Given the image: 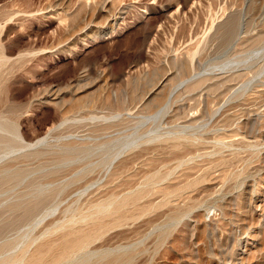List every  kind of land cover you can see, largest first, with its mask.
Masks as SVG:
<instances>
[{"label":"rangeland","instance_id":"1","mask_svg":"<svg viewBox=\"0 0 264 264\" xmlns=\"http://www.w3.org/2000/svg\"><path fill=\"white\" fill-rule=\"evenodd\" d=\"M161 120L210 123L211 156L169 175L195 145L144 143L106 179L124 136ZM75 138L97 146L48 145ZM250 196L263 203L264 0H0V264H241ZM252 233L242 264H264V217Z\"/></svg>","mask_w":264,"mask_h":264},{"label":"bare ground","instance_id":"2","mask_svg":"<svg viewBox=\"0 0 264 264\" xmlns=\"http://www.w3.org/2000/svg\"><path fill=\"white\" fill-rule=\"evenodd\" d=\"M65 1V0H64ZM62 5H64V3H60ZM104 4V3H103ZM105 5V4H104ZM101 7L102 8V11L103 9H106L107 6H104ZM84 6V4H83ZM194 7V6H193ZM113 10V7H108V12L112 11ZM107 11V10H106ZM231 13H224L223 14V17L218 20V19H214V20H218V21H213L212 24L210 25V27L208 28V30H206V32L204 33V35L199 38L197 40V48H196V52L200 51L201 49H204L206 48L207 46H209L210 42L214 39V37L218 34L217 31L222 29V27H226L229 23H230V18H231ZM116 15V14H115ZM114 15V16H115ZM109 16H111L109 14ZM233 16V15H232ZM229 26V25H228ZM92 33H95L94 31ZM191 41V40H190ZM214 44V43H213ZM177 59V58H176ZM208 76V75H207ZM210 76V75H209ZM208 78V77H206ZM206 78H205V81H206ZM210 78V77H209ZM201 81L203 82L204 81V78L203 80L201 79ZM202 82H198L200 83V85L202 84ZM197 84V83H196ZM156 86V85H155ZM199 86V84H198ZM197 86V87H198ZM196 87V86H195ZM233 96V95H232ZM225 99V98H224ZM226 103V102H225ZM224 104V103H223ZM227 104V103H226ZM227 106V105H226ZM225 108V105H223L221 108ZM220 108V109H221ZM219 110V109H218ZM223 111V110H222ZM217 112V111H216ZM214 112V113H216ZM96 117V116H95ZM95 117H92L94 120L96 119ZM130 117V115H129ZM92 119V120H93ZM96 120H99V119H96ZM102 120V119H101ZM104 120V119H103ZM100 122V121H99ZM101 123V122H100ZM163 120L159 121L158 123L152 125L153 127L150 128V125H147L149 126V128L146 130V132L142 133L139 132L138 134V131L137 132V135L131 139L124 136V139L123 140V144L121 143V145H119L118 147H116V150L114 153H112L109 157H107V165H106V169H105V174L104 176L109 178V176L113 177L114 179H116L119 175H121V173L127 169V165L125 166H121V165H124L125 164V161H126V158L129 154H131L137 147H140L142 144L144 143H153L156 145V147H160V145H163V144H168V145H174L175 146V149L176 146H189L191 147L192 144L195 145V152L192 153L191 155H189L187 158H183L180 160L179 164L172 169V171L169 172V175H172L173 174V171L177 172L178 168H180L181 166L183 165H188L190 163V161H193L194 163L197 161V158L199 159L202 158L204 159L205 157L203 156H211V152L209 151L208 152V149H207V152H203V153H200V149H199V146H203V143H209L211 142L208 138L211 139V137L208 136L207 138V135L213 133L212 131H214L213 129H210V126H212L210 123L209 124H204L206 125V127H197L196 125L192 124V123H179V124H176L175 126L171 127L170 128L168 126H165L163 125ZM151 124V123H150ZM196 124V123H195ZM262 124V123H261ZM238 125V124H237ZM143 128V127H142ZM262 128V127H261ZM145 129V128H144ZM240 130L241 127L238 125V128L237 130ZM135 132V133H136ZM263 136V135H261ZM207 138V140H206ZM76 139V138H75ZM73 142H66L65 144L63 143H60V142H49L48 145H49V148L50 150L56 154V153H60V154H66V152H69L72 151V150H77V148H83V149H87L90 150V151H94L95 148L94 147H87L86 145L89 146V144L87 143L86 145L84 144L83 140L81 139H76ZM121 139V138H120ZM114 141V140H113ZM115 141H120L118 139H116ZM76 142H79V143H76ZM216 145H223L225 146L227 143L224 142V141H220V140H215L214 141ZM83 143V144H82ZM115 143V142H114ZM191 143V144H190ZM202 143V144H201ZM190 144V145H189ZM201 144V145H200ZM85 145V147H84ZM91 145V144H90ZM102 145V144H101ZM111 145V144H109ZM114 145V144H113ZM206 145V144H205ZM210 145V144H209ZM94 146V145H93ZM208 146V145H206ZM114 147V146H113ZM209 147V146H208ZM206 147V148H208ZM109 148H112V147H109ZM193 149V147H191ZM213 148V147H212ZM99 149V151L102 149V150H108V145H104V146H100L97 147V150ZM114 149V148H113ZM174 149V150H175ZM181 148L179 147V150ZM187 149V147H186ZM204 149V148H202ZM87 150V151H88ZM216 150V149H214ZM78 151V150H77ZM109 151V150H108ZM111 151V149H110ZM176 151V150H175ZM181 151V150H180ZM213 151V149H212ZM218 151V150H217ZM215 151V152H217ZM173 153V152H172ZM182 153V152H181ZM59 154V155H60ZM109 154V153H108ZM171 154V153H170ZM71 156V155H70ZM73 156V155H72ZM82 156V154H81ZM108 156V155H107ZM69 157V156H68ZM80 157V156H79ZM209 158V157H208ZM105 162V161H104ZM103 162V163H104ZM105 164V163H104ZM136 164V163H135ZM195 165H198V163ZM199 166V165H198ZM121 167V168H119ZM200 167V166H199ZM189 168V167H188ZM131 169V168H130ZM183 169V168H182ZM203 170V169H201ZM162 177V176H161ZM168 177V176H167ZM170 177V176H169ZM163 178H160L159 181H152L151 182V185H154V186H157L159 185V182L163 181L162 180ZM167 180V179H166ZM118 181V180H117ZM165 181V179H164ZM159 188V187H158ZM156 188V190L158 189ZM155 190V191H156ZM154 191V192H155ZM254 191V190H252ZM251 191V192H252ZM142 192V191H141ZM149 192V191H148ZM173 192V191H172ZM175 192V191H174ZM138 193V192H137ZM143 193H144V190H143ZM171 192H169L170 194ZM253 193V192H252ZM132 194V193H131ZM140 194V192L138 193V195ZM147 194V193H145ZM152 194V193H151ZM168 194V193H167ZM168 194V196H169ZM137 195V194H136ZM143 195V194H142ZM155 195V194H154ZM165 193H164V200H165ZM177 195V194H176ZM128 196V195H126ZM146 196V195H145ZM153 196V195H152ZM171 196V194H170ZM139 197V196H138ZM142 197V196H140ZM139 197V198H140ZM156 197V196H155ZM152 198V197H150ZM154 198V197H153ZM126 199V198H125ZM158 199V198H156ZM137 200V198H136ZM167 200V199H166ZM171 200V199H170ZM175 200V199H174ZM122 201V200H121ZM159 201V200H158ZM168 201V200H167ZM124 202V201H123ZM174 202V201H173ZM153 203V202H152ZM167 203V202H166ZM155 204V203H154ZM170 204V203H169ZM178 204V203H177ZM245 209L243 208H240V212H238V217H237V222L239 223L238 225H236L237 227L239 226V231L237 232L236 235L239 236V234L241 235V237H236L235 239V242L233 243L234 245V248H232V251L230 253L231 255V259L229 260V262H232L234 261L233 260V257H240V261H241V264L243 262H245V260H248V256L254 254L250 249V246H249V243L247 242V239L243 240L244 237L246 236H251L252 238H257L259 237V234H253L252 233V229H253V225L255 223H261L263 217H264V199H263V203H260L258 205H256L255 208H261L262 212L258 215V216H255L256 213H255V208L253 207V204H252V196H250L249 198V201H246V204L244 205ZM220 210V209H219ZM107 211V210H106ZM224 215V213H223ZM202 219H204L205 221V225L204 226V231L205 229L207 230L210 226V224H212L211 222H213L214 220H220V213L217 212V210L213 211L211 214H204L201 216ZM201 217L198 218V220L201 219ZM224 219H227L226 215L225 217H223ZM232 218V217H231ZM229 219V218H228ZM196 220V219H195ZM202 221V220H201ZM127 223V222H126ZM177 224V223H176ZM194 226V225H193ZM197 228V227H196ZM195 229V228H193ZM259 230V229H258ZM198 231V230H197ZM188 232V231H187ZM185 233V232H184ZM234 233V232H233ZM258 233V232H257ZM194 234V233H193ZM192 234V236H193ZM204 235V233H203ZM183 236V235H182ZM257 240V239H256ZM236 246H239L240 247V250H238L237 252H235V247ZM263 246V245H262ZM257 247V246H256ZM237 248V247H236ZM215 254V253H214ZM257 255V254H256ZM247 256V257H246ZM220 258V257H219ZM225 259V258H224ZM237 260V259H236ZM228 261V260H227ZM220 262V261H219ZM227 262V263H229ZM225 263V262H223ZM208 264H212V263H208ZM219 264H222V263H219ZM226 264V263H225Z\"/></svg>","mask_w":264,"mask_h":264}]
</instances>
